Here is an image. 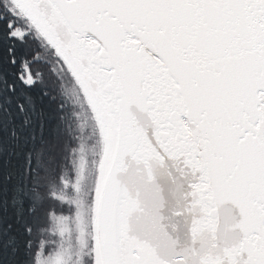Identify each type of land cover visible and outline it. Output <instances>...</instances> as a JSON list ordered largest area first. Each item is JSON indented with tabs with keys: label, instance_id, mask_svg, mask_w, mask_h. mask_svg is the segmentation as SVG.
Listing matches in <instances>:
<instances>
[{
	"label": "snow or ice",
	"instance_id": "1",
	"mask_svg": "<svg viewBox=\"0 0 264 264\" xmlns=\"http://www.w3.org/2000/svg\"><path fill=\"white\" fill-rule=\"evenodd\" d=\"M0 264H264V0H0Z\"/></svg>",
	"mask_w": 264,
	"mask_h": 264
}]
</instances>
